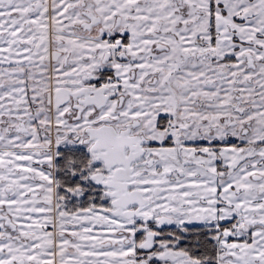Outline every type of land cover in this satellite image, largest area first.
Masks as SVG:
<instances>
[{
  "label": "snow or ice",
  "instance_id": "6c2138e0",
  "mask_svg": "<svg viewBox=\"0 0 264 264\" xmlns=\"http://www.w3.org/2000/svg\"><path fill=\"white\" fill-rule=\"evenodd\" d=\"M0 264H264V0H0Z\"/></svg>",
  "mask_w": 264,
  "mask_h": 264
}]
</instances>
